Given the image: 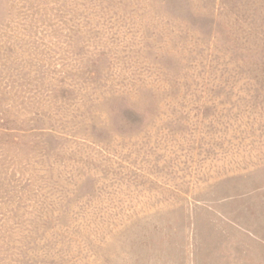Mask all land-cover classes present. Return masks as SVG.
<instances>
[{"label":"rangeland","instance_id":"1","mask_svg":"<svg viewBox=\"0 0 264 264\" xmlns=\"http://www.w3.org/2000/svg\"><path fill=\"white\" fill-rule=\"evenodd\" d=\"M0 264H264V0H0Z\"/></svg>","mask_w":264,"mask_h":264}]
</instances>
